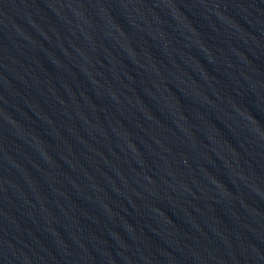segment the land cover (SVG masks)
Segmentation results:
<instances>
[{"label":"water","instance_id":"water-1","mask_svg":"<svg viewBox=\"0 0 264 264\" xmlns=\"http://www.w3.org/2000/svg\"><path fill=\"white\" fill-rule=\"evenodd\" d=\"M0 264H264V0H0Z\"/></svg>","mask_w":264,"mask_h":264}]
</instances>
